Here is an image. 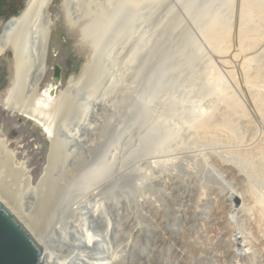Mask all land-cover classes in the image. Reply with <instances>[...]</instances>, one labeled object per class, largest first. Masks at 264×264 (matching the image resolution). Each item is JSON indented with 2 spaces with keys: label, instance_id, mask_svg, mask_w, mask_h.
Returning a JSON list of instances; mask_svg holds the SVG:
<instances>
[{
  "label": "rangeland",
  "instance_id": "obj_1",
  "mask_svg": "<svg viewBox=\"0 0 264 264\" xmlns=\"http://www.w3.org/2000/svg\"><path fill=\"white\" fill-rule=\"evenodd\" d=\"M6 2L14 11L6 19L0 18V25L21 13L26 0ZM126 5L127 0L54 1L49 12L56 26L42 87L52 81L54 67L58 66V90L65 92L68 111L52 115L51 136L3 105L2 93L9 85L11 71L6 60L0 59V154L8 158V164H3L6 166L0 164V196L12 209L22 204L26 219L37 212L41 199L48 197L53 208L40 222L43 230H35L31 219L24 220L36 236L49 239L47 245L52 252L62 257L82 253L86 264H264V256L257 253L252 258L244 243L234 246V255L229 252L225 237L239 243L251 236L243 213L247 203L241 184L217 162L230 159L226 148L204 147L187 140L183 130L186 115L192 107L200 110L201 104L198 96L187 94L193 87L188 81L173 83L169 75V57L182 45L188 46L192 38L202 49L196 74L212 60L192 20L199 12V3L132 0V9ZM70 23L82 30L77 49L78 39L68 30ZM80 73L79 81L68 83L71 75ZM23 95L28 96L27 91L20 94L18 104L27 98ZM146 121H152V126L159 122L163 131L176 134L171 147L159 155L154 149L144 148ZM103 165L109 167L107 178L111 181L107 179V183H112L114 190L108 197L101 193L105 199L99 194V198L91 196L89 200L85 188L90 185L85 182L92 170ZM8 168H20V177L9 175ZM252 185L257 195L264 196L261 185ZM211 193L233 196L231 202L226 201L231 207L226 221L214 219V210L206 203ZM111 199L112 210L105 208V202ZM70 202H74L72 207ZM100 205L102 211L107 209L103 211L106 218L119 226L117 232L106 236L98 224L90 225L88 233L94 237L95 247L62 246L65 229H71L76 219L81 225L88 222L89 211Z\"/></svg>",
  "mask_w": 264,
  "mask_h": 264
},
{
  "label": "bare ground",
  "instance_id": "obj_2",
  "mask_svg": "<svg viewBox=\"0 0 264 264\" xmlns=\"http://www.w3.org/2000/svg\"><path fill=\"white\" fill-rule=\"evenodd\" d=\"M54 1L55 0H26L21 13L9 18L0 25V59L6 60L11 71L9 85L2 93L1 100L3 105L7 106V108L9 107L11 109L10 111L16 112L15 114L23 116L38 127H41L44 133L49 136H51L53 132V121L51 122V120H53L52 115L56 114L57 111L65 112V107L68 103L65 100L66 98H63L65 92L62 93L58 90L61 81L56 83L54 81V76L50 83L42 87V85H44V79L49 71L47 64L49 46L56 26V20L51 17L49 12ZM197 2L200 5L199 12L196 11L197 15L192 20L196 25L199 39L206 46L212 60H209L202 71L196 74V67L199 64V55L202 49L198 43L194 42L193 38V42L192 39L190 40L191 42L188 40V46L183 47L182 45L183 49L181 47L176 54H172L173 57H169L171 60L167 58L171 63L169 75H171L170 78L172 82L178 83L179 80L181 81L183 79L188 81L193 87H190L189 93L187 94L192 97L198 96L199 98L196 99L198 103L201 104L200 110L198 106H196L197 111H195L196 108L194 110L193 107L188 110L190 113L186 115V122L183 126V130L190 144L205 145L206 147L217 146L222 147V150L226 148L228 152L226 154H229L230 159L228 161L217 160V162L228 175L237 179L241 184V190L245 202L247 203V207L243 213L250 227L251 236L248 234L249 236L246 237L243 242L239 243L232 242V240H228L229 238L225 237L226 246H230L229 252L233 254L234 246L236 244L242 246V243H244L249 247L248 251L251 252L249 256L252 258L257 253L264 256V196L257 195L252 185V183H255L264 188V0H197ZM130 4H132V0H127L126 6H130ZM137 6L138 3H136V7ZM138 8L139 7H137V9ZM137 9L135 8V11H137ZM188 14L190 15L191 13L188 12ZM138 18L139 16L137 15L136 19L141 20V18ZM136 19L135 21L137 24ZM130 20L132 19L130 18ZM132 23L135 25V22ZM69 25L68 30L71 32V35L74 34L78 39L75 45L77 49L79 45L78 42L80 41L79 35L82 30L72 23ZM131 36L132 35H130V38ZM98 42H100V40H98ZM183 44L187 45L186 43ZM139 46L136 47L139 48ZM92 47H94L92 48V50H94L95 46ZM134 54L136 53L134 52ZM91 55L92 54H90V56ZM166 55L168 56V54ZM81 73L78 74L79 76L71 75L68 83L79 81ZM25 91L28 93V96L25 95L27 98L18 104L17 99L19 100L21 98L20 94L25 93ZM102 100L105 99L102 98ZM93 103L94 102H92V104ZM95 103H97V105L99 104L98 101ZM17 104L20 106L18 107ZM93 105L95 106V104ZM9 108L7 110H9ZM172 111L174 112L173 109L171 113H173ZM57 115L58 114H56V116ZM151 123L149 121L144 123V144L146 145L144 148L154 149L155 154L159 155L166 151L168 147H171V143L175 139L176 134H168L163 131L162 125L159 124V122L156 126H152L153 124ZM84 127L85 126H83L82 129ZM71 135L73 134L70 133L69 136ZM0 150L3 149L0 148ZM1 154L0 164H8V158L5 156V158L1 157ZM98 167L96 168L95 166L96 169L91 171L92 173L89 176V180L87 183L85 182V184L90 185L89 188H85L87 192L89 191L87 194L90 195L89 200L91 196L94 198L99 194L101 195L103 192L108 197L112 195L114 190L112 183H107V179H109L107 178L109 176V167L107 165ZM20 171V168L10 169L9 175L17 177L22 173V171ZM83 185H81L80 188L85 186ZM79 191L81 190L79 189ZM230 196L232 195L226 197L217 193L208 195L206 203L213 208L214 219L216 221H226L227 216L231 212V207L229 203L226 202L227 198ZM101 197L103 196L101 195ZM110 198L111 197H109V199ZM53 200L54 198H52V201ZM111 200L112 201H106V207L104 206L105 208L108 207L110 210L113 208V203L110 204V202H113V199ZM0 201L24 224L41 244L43 253L40 264H86V261H84L85 257L82 253L71 252L67 256L62 257L57 255L55 250L52 252V248L47 245L49 244L47 243L49 239L46 241L44 238L36 236L27 225L24 220L25 216L21 213L23 209L22 204V209L19 207L12 209L10 204L8 205L1 196ZM71 202L69 206L74 203ZM55 203L56 202H54V204ZM100 207L101 205L89 211L87 224L84 223L81 225L82 222L79 220L81 223H78V219L75 218L78 224L72 222V224H70L72 228L65 229L63 237L64 242H61V244H63L62 246H65L66 249L71 247L76 248L79 244L85 249L91 248L95 241L94 237L88 233V230L91 228L90 225L94 226V224H98V227H102L104 230L103 233H105L106 236H108L109 233L112 235L117 232L119 226L113 223L111 219L106 218V212L104 210L107 209L103 210L104 213ZM52 208L53 206L50 199L44 197L39 202L37 212L33 216H28V218L25 219H31L35 230H43L40 227V222L46 220V215ZM70 210L73 211L72 209ZM73 219L71 221H73ZM78 225L81 227L77 228ZM62 228H60V230ZM60 232L62 233L63 231ZM58 238L60 239V237ZM93 247H95V245ZM124 248H127L126 244Z\"/></svg>",
  "mask_w": 264,
  "mask_h": 264
},
{
  "label": "water",
  "instance_id": "obj_3",
  "mask_svg": "<svg viewBox=\"0 0 264 264\" xmlns=\"http://www.w3.org/2000/svg\"><path fill=\"white\" fill-rule=\"evenodd\" d=\"M54 81H61L58 66L54 67ZM232 200L230 196L226 201ZM42 253L41 244L0 201V264H40Z\"/></svg>",
  "mask_w": 264,
  "mask_h": 264
},
{
  "label": "flooded vegetation",
  "instance_id": "obj_4",
  "mask_svg": "<svg viewBox=\"0 0 264 264\" xmlns=\"http://www.w3.org/2000/svg\"><path fill=\"white\" fill-rule=\"evenodd\" d=\"M6 0H0V18L6 19L8 14L14 11L13 7L7 6Z\"/></svg>",
  "mask_w": 264,
  "mask_h": 264
}]
</instances>
